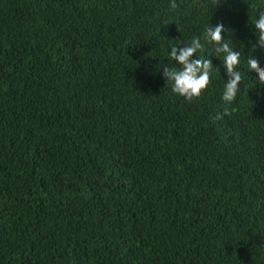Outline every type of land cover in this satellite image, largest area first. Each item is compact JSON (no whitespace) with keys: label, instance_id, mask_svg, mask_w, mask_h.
<instances>
[{"label":"trees","instance_id":"16d2710c","mask_svg":"<svg viewBox=\"0 0 264 264\" xmlns=\"http://www.w3.org/2000/svg\"><path fill=\"white\" fill-rule=\"evenodd\" d=\"M0 0V264H264V0ZM241 54L240 91L205 29ZM193 37L211 83L163 68ZM256 45L255 49L253 46Z\"/></svg>","mask_w":264,"mask_h":264},{"label":"clouds","instance_id":"9594fccd","mask_svg":"<svg viewBox=\"0 0 264 264\" xmlns=\"http://www.w3.org/2000/svg\"><path fill=\"white\" fill-rule=\"evenodd\" d=\"M214 2L219 6L221 0H214ZM170 7L172 10L178 7L176 0H172ZM253 24L257 30L259 47L264 48V11L259 12L258 18L253 21ZM226 31L229 30L225 28L223 23L209 26L205 29V39L216 45L215 53L223 60V66L228 75L222 93V100L225 106L222 112L216 114L215 119L217 120H222L224 116L231 115V105L236 100L243 79L241 72L238 70L241 54L234 49L231 40L225 41L223 33ZM255 47L256 45L253 46V49ZM203 48L204 45L199 37H193L187 46H174L171 48L169 56L180 67L163 68L172 92L184 97L189 102L194 98H199L211 83L212 60L204 58L192 59ZM247 69L249 72L257 73L258 83L264 85V67H261L260 61L256 56L251 55L247 59Z\"/></svg>","mask_w":264,"mask_h":264}]
</instances>
